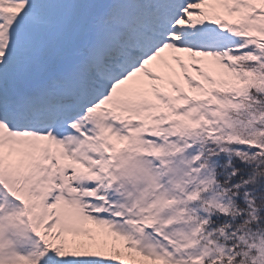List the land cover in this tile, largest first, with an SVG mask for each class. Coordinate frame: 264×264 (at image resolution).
Wrapping results in <instances>:
<instances>
[{
	"label": "snow or ice",
	"instance_id": "6c2138e0",
	"mask_svg": "<svg viewBox=\"0 0 264 264\" xmlns=\"http://www.w3.org/2000/svg\"><path fill=\"white\" fill-rule=\"evenodd\" d=\"M261 66L264 0H0V264L150 258L117 227L104 185L129 162L104 134ZM22 224L29 251L6 239Z\"/></svg>",
	"mask_w": 264,
	"mask_h": 264
},
{
	"label": "rangeland",
	"instance_id": "374dc122",
	"mask_svg": "<svg viewBox=\"0 0 264 264\" xmlns=\"http://www.w3.org/2000/svg\"><path fill=\"white\" fill-rule=\"evenodd\" d=\"M252 89L264 95V75L257 69H233L226 83L207 84L197 96L178 93L166 104L134 109L136 115L124 125L125 135L104 134L113 154L129 162L115 172L114 186L104 185V190L122 214L117 227L139 241V249L150 257L140 264H204V253L216 251L210 237L199 233L201 224L215 212H232L234 205L214 181L212 168L201 163L195 143L208 137L264 151V113L248 110ZM152 204L156 207L150 208ZM151 215L157 217L154 230L138 231L139 221ZM26 233L22 224L7 228L5 235L29 251Z\"/></svg>",
	"mask_w": 264,
	"mask_h": 264
},
{
	"label": "trees",
	"instance_id": "16d2710c",
	"mask_svg": "<svg viewBox=\"0 0 264 264\" xmlns=\"http://www.w3.org/2000/svg\"><path fill=\"white\" fill-rule=\"evenodd\" d=\"M247 104L249 112L264 113V95L251 91ZM195 147L201 151V163L212 168L214 181L234 205L232 212H215L201 224L199 233L210 237L211 244L216 246V251L204 253L203 263L208 264L206 257L212 255L216 264H220L221 258H225L227 264L232 259V253L224 242L227 240L228 244H233L240 237V247H247L245 241L252 242L249 241L250 229L254 231L256 224L264 225V151L247 144L233 145L208 138L196 142ZM253 218H256L255 223H247L245 227L246 222ZM228 237L231 239L228 240ZM258 247L261 254L264 253V237L260 238ZM259 258L263 260L264 256Z\"/></svg>",
	"mask_w": 264,
	"mask_h": 264
},
{
	"label": "clouds",
	"instance_id": "9594fccd",
	"mask_svg": "<svg viewBox=\"0 0 264 264\" xmlns=\"http://www.w3.org/2000/svg\"><path fill=\"white\" fill-rule=\"evenodd\" d=\"M255 220L256 218H253L251 221L246 222L244 226L246 227L247 223H255ZM224 227H227V225ZM250 232L252 234L249 236V241L252 242L245 241L247 247H240V237H237V242L233 244H228L227 240L224 242V246L232 253V259L228 261L227 264H256V260L261 256L258 246L260 238L264 237V225L256 224V229L254 231L250 229ZM232 235H234V233ZM245 235H247V233H245ZM230 239L231 237H228V240ZM236 248H239L240 251L235 252L234 249ZM237 257H239V259H237ZM206 259L208 260V264H216L215 258L212 255H209ZM220 264H225V258L220 259Z\"/></svg>",
	"mask_w": 264,
	"mask_h": 264
}]
</instances>
